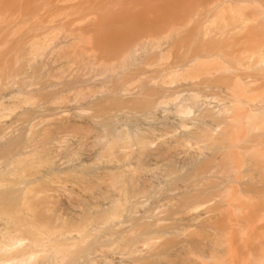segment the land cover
I'll return each instance as SVG.
<instances>
[{"label": "bare ground", "instance_id": "bare-ground-1", "mask_svg": "<svg viewBox=\"0 0 264 264\" xmlns=\"http://www.w3.org/2000/svg\"><path fill=\"white\" fill-rule=\"evenodd\" d=\"M190 1L0 0V264H264V21Z\"/></svg>", "mask_w": 264, "mask_h": 264}, {"label": "rangeland", "instance_id": "rangeland-1", "mask_svg": "<svg viewBox=\"0 0 264 264\" xmlns=\"http://www.w3.org/2000/svg\"><path fill=\"white\" fill-rule=\"evenodd\" d=\"M204 1H207V0H204ZM190 2L195 5H198L199 3H201L200 0H191ZM236 5H240L241 7H243L245 14L253 15L255 16V18H258L259 20L264 21V0H248V2L246 3H240V4L236 3ZM228 7H231L229 3H226L223 6V8H228ZM260 9H262L263 11H261ZM225 17H226L225 18L226 20H230L236 16H234V14L232 13H227ZM262 148L264 149V146H262ZM240 161L242 162L241 159ZM256 165H255L256 169L254 170L251 169L255 172V173H252V177L254 178L253 180L254 183L253 182L247 183L248 186H250L249 184H259L264 181V164L262 162V163H257ZM253 168L255 167L253 166Z\"/></svg>", "mask_w": 264, "mask_h": 264}]
</instances>
